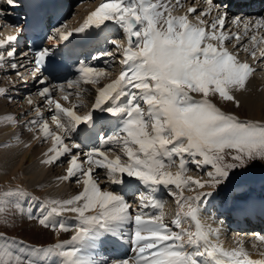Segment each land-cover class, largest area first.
Here are the masks:
<instances>
[{
	"label": "snow or ice",
	"instance_id": "6c2138e0",
	"mask_svg": "<svg viewBox=\"0 0 264 264\" xmlns=\"http://www.w3.org/2000/svg\"><path fill=\"white\" fill-rule=\"evenodd\" d=\"M207 2L205 11L189 7L185 15L173 16L168 0H104L76 30L82 33L112 21L127 38L120 61L123 70L117 79L99 90L94 105V110L99 109L116 118L115 130L105 136L96 133L91 113L84 117L76 114L74 109L80 105L64 108L53 100L46 85L47 77L42 73L45 60L52 55L51 49L35 50L33 72L38 74V82L45 85L39 95L52 110L51 119L63 136L50 131L46 121L41 122L42 114L41 120L29 123L39 124L45 139L51 137L53 140L49 150L52 155L43 162L52 164L70 155V166L64 179L77 177L76 182L82 180L84 187L70 199L52 201L57 206L50 210L41 204L39 216L34 217L31 211L28 212L29 218H36L42 226L53 230L69 231L74 227L75 234L71 239L47 248L25 246L27 252L23 255L9 251L11 258L7 264H51L53 259L56 264H97L86 250L94 248L106 234L124 235L121 230L126 225L132 227L129 241L136 253L135 264H264V258L253 260L243 248L228 251L213 242L212 237L218 241L220 230L206 227L200 213L201 206L214 193L199 191L195 196L183 195L185 190L219 186L231 181L237 170L256 161L264 163V124L225 113L209 99L218 96L224 101L234 100L232 90L243 89L254 69L240 62L225 46L226 42L241 39L239 33L226 30L227 12L213 17L211 22L203 19L211 14L213 7H218L212 0ZM8 3L12 6L14 0H8ZM176 3L182 6L180 0ZM0 15H3L2 10ZM189 15H196L197 23H192ZM240 22L238 17L233 19L235 24ZM253 26L257 30L264 28V18L255 20L254 25L244 21L245 35ZM70 35L72 33H61V39L67 40ZM15 40L16 36H10L6 41H0V49ZM262 42L264 37L252 35L251 49L244 45L234 47L255 58L256 49ZM111 43L117 45L116 41ZM14 55V48L7 51V57ZM260 56L264 59V49L260 50ZM3 60L4 55L0 52V61ZM79 63L77 72L86 83H96L105 75L82 61ZM11 67L15 69L17 65L13 63ZM63 67L53 62L51 71L55 73ZM74 83L77 82L68 81V87H73ZM0 94H5V90L0 89ZM63 98L67 100L68 96ZM28 102L32 103L30 99ZM4 119L16 122L11 115ZM74 133L82 139L73 142L69 148L64 137ZM97 140V146L84 151L88 143L95 145ZM106 146L109 151L119 147L127 162L121 163L120 156L108 159L103 151ZM73 149L75 154H72ZM81 153L86 160L78 162ZM185 156L191 158L197 168L211 167L207 181L185 176ZM177 159L179 170L175 174L165 171L175 165ZM83 163L88 167L84 168ZM96 169H105L106 178L112 184H123L127 177L149 189L175 186L180 193L175 219L171 224L165 223L162 212L137 211L133 216L122 194L101 190L93 178ZM239 183L237 181V186ZM11 196L27 194L20 189L0 193V204L6 203ZM142 207L162 209L163 202L153 196L151 202ZM63 211L77 214L75 225L53 219ZM88 212L95 214L87 215ZM183 223H188L190 228L194 225L195 231L183 228ZM260 240L264 241V236ZM0 242L5 246L17 243L3 234H0ZM3 253L0 248V264H5ZM261 255L264 257V253ZM121 264H128V260Z\"/></svg>",
	"mask_w": 264,
	"mask_h": 264
},
{
	"label": "bare ground",
	"instance_id": "6f19581e",
	"mask_svg": "<svg viewBox=\"0 0 264 264\" xmlns=\"http://www.w3.org/2000/svg\"><path fill=\"white\" fill-rule=\"evenodd\" d=\"M5 1H6V3L3 2V0H0V7L6 6V8H8V11L3 13V16H2L3 23L0 20V25L3 24V27L6 28L7 26L5 25L6 24L5 20H7L9 18L10 20L14 21L13 27L15 29V32H14V34L12 36H16L17 40L13 41L12 45H16L18 47L23 46V49H22L23 52H24V50L26 48V44H25V41L23 42V35H22L21 30H20V26L24 22V20L27 18V16L29 15V12H24V9L28 8L29 2H34V3L37 2L36 4L40 5V6H44L43 4H53L55 6H57V4H60L61 7H63V8H64V5H66L68 3V0H19L21 5H19V2H18V7L15 8L16 5H15V7L13 5L10 6L9 3H8V0H5ZM15 1H18V0H15ZM103 1L104 0H102V2ZM201 1L202 0H197L195 2L197 5L195 4L193 7L197 8ZM204 1L205 0H203L202 2H204ZM219 1H221V2H218V1L216 2L219 7H213V9L211 11L213 13V15L212 16H210V15L205 16V17H203V19H205L208 22H211L213 17L217 16L218 14H221V13L225 12V11L224 12H219L220 10H218V8H220V5H222L224 0H219ZM184 2H185V0H180V3H181L182 6H177L176 0H168V3L171 5L170 11H171V14L173 16H182V15H185L187 13L186 11L188 10V8L190 6L188 7L187 4L184 3ZM188 2H189V0H188ZM206 2H207V0H206ZM212 2H213V4H216L214 2V0H212ZM257 3H258L257 6L254 7V8L248 7L246 9H243L244 6L242 4H236V3L235 4H229L228 6H226L224 8L226 11L230 10V9L234 10L235 15L238 14L237 16H239L238 18H240V21H241L239 24L233 23V19L235 18L234 17L235 15L233 13H228L227 12V14H228L227 20L228 21H230V20L232 21L231 24L229 25V28L227 29V31L228 32H232V34L239 33L241 39L239 41L233 39L231 42H226L225 46L228 48V50L230 52H232L233 54L237 55L238 60L240 62L247 63L254 69V71L248 77V79L246 81V85H245V87L243 89H233L232 90L231 95L234 96V100H232L230 102H232V103L239 102V105L243 109L248 111L247 113H249V117L250 118H254V119L256 118V119H260L261 121H264V77H263L264 76V74H263V72H264V59H262L261 56H260V50L264 49V43H262V44L260 43L258 45V47L256 49V57L255 58H253L249 54V52H246V51L242 50L239 47H234L235 45H244V46H247L249 49L252 48V45L250 43V37L252 35H255V33L257 32L256 31L257 29L253 26L252 28H250V30L248 31L247 35H245L244 21H248L252 25H254L255 20L264 18V13H261V11L263 12L264 0H258ZM202 7H204V6H202ZM207 8H208V6L207 7L205 6L203 11L207 10ZM3 10L4 9H2V12H3ZM17 10H19L20 13H21L18 18L14 14L15 11H17ZM67 13H68V11H66L65 15H67ZM6 14H8V15H6ZM165 15H167V13H165ZM87 16L84 17V18L86 19ZM188 19L194 24L197 23V18H196L195 15H189ZM67 20H69V19H67ZM228 21H226V22H228ZM15 22L17 23V25L15 24ZM83 23L84 22H82L80 24V26H79V24H77L78 27L80 28L83 25ZM63 24L59 25L60 31H58L59 29H57V28L55 30V27L52 29V32H51L52 36H50V34H49V37H48V40H47L48 44L54 42L53 41V39H54L53 36L55 34H57L58 32H59L58 37H57L58 38V43L54 44L55 47L61 46L65 42V40L61 39V33H65V34L74 33V34H76V32H77L76 28L77 27L76 28L71 27L69 30L64 31L61 28L62 27L61 25H63ZM106 25H107V23H105L101 27H104ZM225 27H228V25L226 24ZM16 28H17V33H16ZM97 30H98V28L95 27V29H92L90 31H97ZM109 31H111L110 34L113 33V32H116V31L119 32L118 33L119 36H118L116 42H117V45H120V46L122 45L121 50H120L121 52H122L123 48L127 47V38L125 37V35L121 31V29H119V27H118L117 29L104 30L103 33H101V34L98 33L99 37L98 36L94 37V39L91 41V43L88 44V49H89L90 52H93V53H95L97 55V54H99V52L104 51L106 49L107 45H106L105 42H107V41L109 42V40L111 39V36H113V35L108 34ZM262 34H264V30H262ZM71 36L72 35H70L68 37V39ZM262 36H264V35H262ZM262 36L259 34V37H262ZM2 39H3V37H2ZM51 41H53V42H51ZM112 45H113V50L110 51V50L106 49L105 53H103L100 57L96 58V59H99L98 63H97L98 65L95 67V69L97 71L102 70V69L105 70V72L115 71L114 75L111 72V74H112L111 79L106 81V83L104 85H101L102 87H104L105 85H107L108 83H110L111 81H113V80H115V79H117L119 77L118 76L119 73L117 72L116 67L114 66V64L111 65L112 62H110L109 59L112 58V60H115L113 57H117L118 58L117 60L121 61L123 56H122V54L119 51L116 50V45H114L113 43L108 44V46H110L111 48H112ZM86 48H87V45H86ZM106 53H111V55H105ZM240 53L244 54V57L249 55L248 58L250 59V61L247 62L246 60L241 58L240 55H239ZM21 57H26V59L21 61L23 66L19 67V69L20 70H25L27 65H32L31 58L27 54H25V56H19V58H21ZM11 59H13V58H11ZM93 60H94V58L91 61H93ZM11 63L13 64L14 62H11ZM106 64H107L108 67L107 68H103V65H106ZM2 68H4V67H2ZM34 68H35L34 66H29V69L31 70V72L33 71ZM121 68L123 70V65L122 64H121ZM26 71L27 70H25V72ZM32 74H33V76L30 77L31 79L30 78H26V81H30L31 82L30 86L27 87V90L28 89L32 90V89H34L37 86H41V83H39L37 80L32 79L35 76H37V74H35L34 72H32ZM101 81L105 82V79H103V77H100L97 80V82L94 83L93 87L95 88L96 86L100 85ZM74 82H76V81H74ZM74 84L78 85L79 83H74ZM59 85H61V84H59ZM66 86H68V84ZM75 87H76V85H74L71 88H75ZM98 89L100 90L101 88H96L95 90H98ZM99 90L95 92L96 96L98 95ZM62 95H64V96L67 95L68 96V94L65 93V92H63ZM216 97H218V96H216ZM196 98L199 99L198 96H196ZM38 99H39L38 95H36V97H34V100L36 102L40 101ZM34 100H31L32 101L31 104H33L35 102ZM59 101H62V100H58L57 102H59ZM95 101H96V99H95ZM79 102H82V101L77 99L76 101H74V103L72 102L70 106H67L66 104L61 102V106L64 107V108H73L74 105H79ZM40 103H43V101H40ZM31 104H29V106ZM37 106L38 105H36V107ZM103 106H106V105H103ZM142 106L144 107V105H142ZM10 107H11V104L7 105L5 103V101L0 98V116H1V118H2L3 112L5 113L9 109H11ZM81 107L82 106L77 107V108H81ZM11 110L13 111L14 108L12 107ZM37 112H38V114L40 113L39 109L37 110ZM90 113L92 114L93 122H94V117H95L94 110L83 114L81 117H84V116H86V115H88ZM100 113L102 114V116L99 117L97 125H95L96 126V133L98 131L99 133L101 132V136H105V135L110 134L112 131L115 130L116 118L110 116V114H107V113H104V112H101V111H100ZM76 114L78 115L77 112H76ZM9 115H13V114H9ZM3 125H4L3 121H0V180L1 181L3 180V183L2 184L0 183V187L5 189V188H9L12 185L18 186L17 184H21V183L25 184V182H26V185L24 187H22V188L28 190L29 192L31 190V192H34L33 195H37L40 192V190L38 189V186H43L44 189L42 190V192L43 191L44 192H43L42 195H40L41 192L39 193L40 199L39 200H35V201L32 202V204L35 205V207L33 209V212L35 210H36V212H39L38 209H40L41 204H43L45 206V208H46L47 205H48V207H50V209L52 207H56L57 205L52 204L51 203L52 201H64V200L70 199L71 196L74 193L79 194V192L83 191V187L84 186H83L82 180H81L80 183H78V184L75 183L76 185H73V186H75L74 188H76L75 191L73 190V188L71 189V191H69V190H67L65 188V190H67V193H66V192H64L65 190L63 191V189H60L59 185H61V183H62V181H64V179L62 181H60V180L56 179L55 177L58 176V174L61 171H62L61 173H65L66 174L67 173V169H65V170L61 169V167L56 165V164H58V163L61 164V162H63L62 159H64V157H61L58 161H56L58 163L55 162V163L49 164V163H44L43 162V161L49 159V157L52 155L51 154L49 157L45 156L43 154L45 151L42 153L41 151H39V148L36 145V143L39 140V137H41V135L44 137L43 133L42 134L40 133V136L36 137L37 140L32 139L31 141H29V139H30L29 135L30 134H28V131L26 130V126L23 123V125L20 124L18 126L17 130H15L16 129V127H15V129H14L15 131L12 134H10V135L5 134L7 136L4 135V136L1 137V134L3 133ZM89 126H91V125H89ZM81 127H83V126H81ZM51 128L53 129V127H51ZM4 130L7 131V132L8 131L10 132L11 130H13L12 129V124H9L8 126H6V128ZM58 130H59V128H58ZM40 132H42V131H40ZM60 132H61V130H60ZM76 136L77 135L74 133L75 139H76ZM41 139L43 141V143H41V144H44V143L47 142V139H45V137L41 138ZM34 140H35V143L33 145L32 142ZM5 144H7V146H4ZM31 144L33 146H31ZM30 146H31V148L28 149V147H30ZM45 149H46V147H45ZM87 149L88 148L86 147L84 149V151H86ZM106 149H108L107 146L103 149V151H104L105 155L108 157V159H115L117 155H115V154L108 155L107 153H109V152H106L105 151ZM27 151H29V152H27ZM47 153H48V151H47ZM186 165H187V171H189L190 168L192 167V165H188V164H186ZM85 167L86 166H84V168ZM67 168H69V167H67ZM102 170L105 171V169H102ZM247 171H252V170H251V168L243 169V170L239 171L237 174H235L234 179H232V180L234 182H237L235 180L251 177L252 176L251 174H253V173H248L247 174V173H245ZM105 174H106V171H105ZM173 174H175V173H173ZM186 176H189V175H186ZM23 178H25V181H23L24 180ZM73 178H75V177H73ZM126 178L127 177H125V179ZM232 180H231V182H232ZM11 181L13 182V184L11 183ZM134 181H136V179H134V178L130 179L129 178V186H127L126 188H123V189H119L117 191H118V193L121 192L122 195H125V198H128V199L132 195L133 199L131 201V198H130V202L134 203L135 205H138V207H139L134 212L135 214H136L137 211H143V212L147 211V213H150V208L142 207L144 199H141V196L145 194V190H147V187L145 185H143L139 181H136V182H134ZM108 182H109V180H108ZM256 182H257V184L255 183L254 185H258V183H260V180H258ZM229 184L226 185L224 188L229 190L230 187L232 186V185H229ZM118 185L123 187V186L126 185V182H124L123 184H118ZM114 186L115 185H113V187ZM227 186H229V187H227ZM157 189H158L159 192L155 191L153 188L149 189L148 190L149 194H148L147 197L148 198L149 197L152 198L154 196L156 199H159V201L163 202V207H162V209H159V214H160V212H162V214L164 215V214H166V212L168 210V207L166 205L167 202H168L167 195H170L171 197L173 195L170 194L171 193V188L169 186H167V188L165 186H159ZM166 189H169L170 192H168ZM240 191L235 192V193H238V196L235 195L232 198V205L231 206L233 208L230 209V210H229L228 205H226V207H225L223 205H220V203L217 201L218 205H220L221 207H225L224 208V213H226V214H224L222 217L221 216L217 217L215 219L216 223L211 222V219L209 217L206 218L203 215H201V217H200L201 222L206 227H211L213 229H219L220 230L219 231L218 241H217L216 237H212V240H213L214 243H218L225 250H228V251H231L233 249H237L238 247L235 244H232L233 242L232 243L226 242L227 239L225 238L226 237L225 235L229 236V235H234V234H237V233H239V234L245 233L247 235L248 233H253V234H255V236H258L259 238L264 235V224L261 223L262 219L264 218V206H262V208H260L258 210V212H256V208H259L256 205L254 207L253 211H251L249 214H247L246 212L243 213V211H245V209H243V210L239 209L240 207H242L240 205L243 204L242 202L244 201V199H252V197L259 196L260 194H258V193L257 194H252L251 192H248V193H246V194H244L242 196H239ZM224 198H227V197H224ZM224 198H221V199H224ZM26 199H27L28 202H29V200H31V199H29V197H27ZM221 199H219V201ZM169 200H170V197H169ZM24 202H25V200H24ZM130 202L128 204H130ZM149 203H150V201H149ZM208 203L210 204V205H208L209 210L215 212V210H213L212 203L211 202H208ZM131 204H130V206H131ZM243 206H245V204H243ZM245 208H247V207H245ZM234 209L236 211H239L240 213H236V211ZM220 210H221V208H219L217 212L220 213ZM234 211H235V213H233ZM86 214L87 215H93L95 213L94 212H88ZM152 214H158V212H156V209L153 208V213ZM247 216L250 217V219L252 221L253 220H257L255 222H258V223L260 222L258 225H261L262 228L260 230H255V228L253 227L254 225L251 224V223H249V224L248 223H244L238 229H235V226H229L230 224L227 226V228L226 227L222 228L221 225H220V223H221V224H223L222 226H224V224H226L227 222H230V219L232 221L233 220L232 218H234V217H238V218L242 219V217L246 218ZM164 217H165V215H164ZM53 219L56 220V221L63 220L68 225H75V223L77 221V214L73 213V212H70V211H63V212H61V214L59 216H54ZM182 227L183 228H185V227L190 228V226H188V223H183ZM192 228H195L194 225L192 226ZM131 230H132L131 225H126L121 230L124 233V235H121L119 233L116 234V235L106 234L105 236L101 237V239L98 240L95 243L94 252H93L92 248L87 249L86 252L89 255H91L94 260H97L98 264L107 263L106 262L107 260L105 259L106 255H110V258H109V262H111L110 264H119L120 261H123V260H120V259H117V258H125L126 256H128V259H127L128 260V264H134L136 253L133 250V245L130 243L128 238H127L128 240H125V237L128 236L131 233ZM68 234H70L71 237L75 234L74 227L69 230ZM54 236H55L54 237L55 239L53 240V245L66 241V240L60 241V239H59L60 236L58 235L57 230L54 232ZM237 237H239V235L236 236V237L234 235V238L232 240H237L238 243H240L241 248L242 247L244 248L246 246L247 247H252V246H255L257 244V242H253V241L248 240L250 238L247 239L246 237L245 238H240L239 237L241 239L240 240ZM70 239H68V240H70ZM261 242L264 245V241H261ZM49 246H51V245L45 246L44 248H47ZM247 253L250 256V258L253 259V260H259V259L264 258L261 255L262 253H251V252H247ZM104 259L106 261H104ZM102 261H104L105 263L104 262L100 263ZM51 264H56L55 259H53Z\"/></svg>",
	"mask_w": 264,
	"mask_h": 264
},
{
	"label": "rangeland",
	"instance_id": "374dc122",
	"mask_svg": "<svg viewBox=\"0 0 264 264\" xmlns=\"http://www.w3.org/2000/svg\"><path fill=\"white\" fill-rule=\"evenodd\" d=\"M196 1L197 0H191V1L189 0V2H188V0H185L184 3H186L188 7L189 6L193 7L196 4L195 3ZM202 1L200 2L199 6L196 8L199 11H203L204 7L208 6V3L206 2V0L204 2H202ZM217 1L221 2L219 0H214L215 3ZM3 2L6 3L5 0H3ZM18 2L19 1H15L14 0V5L13 6L15 7V5H16L15 8L18 7ZM68 2H70V5L68 7L69 14H68L67 18L66 19L64 18V20L62 22V24L63 23L64 24L61 25L62 26L61 28L64 31L69 30L71 27H73V28L77 27L76 29H78V25L77 24H79V26H80V24L85 21L84 17H86L88 14H90L92 11H94L100 4L104 3V1L102 2V0H72V1L68 0ZM216 4H214V5H216ZM226 5H227L226 3H223V5H220V8H218V10H220L219 12H224L225 11V12H228V13H233L235 15L234 10L230 9V10L226 11L224 9ZM202 6H204V7H202ZM217 6H218V4H217ZM0 8H1L0 10L4 9L3 13L8 11V8H6V6L0 7ZM261 13H264V10H263V12L261 11ZM14 14L16 16H19L20 15V11L17 10V11H15ZM221 14H223V13H221ZM6 15H8V14H6ZM212 15H213V13L211 12L210 16H212ZM237 15L238 14H236L234 17L235 18L239 17ZM2 16L3 15H0V20L3 23ZM67 19H69V20H67ZM231 22H232L231 20L226 22V24L228 25V27H226V30L229 28V25L231 24ZM5 23H6L5 25L7 26L6 28L3 27V24L0 25V41H6V38L12 36L14 34V32H15V29L13 27V24H14L13 20H10L8 18L7 20H5ZM106 23H107L106 26L98 28V33L99 34L103 33L104 30L117 29L119 27L112 21H109V22H106ZM57 29H59L58 31H60V27L59 26H57ZM262 30H264V28L256 30L257 32L255 33V35L257 34L256 36H258V37H259V34L261 36L264 35V34H262ZM110 32L111 31H109L108 34H110ZM116 32H113V33L110 34V35H113V36H111V39L109 40V42L117 41V38L119 36V34H118L119 32L118 31H116ZM230 33H232V32H230ZM58 34H59V32L57 34H55L53 36V38H55V37L57 38ZM2 37H3V39H2ZM262 37H264V36H262ZM262 43H264V42H262ZM110 46H107L106 49L111 51V50H113V45H112V48ZM121 47H122V45L121 46L120 45H118V46L116 45V50L119 51L122 54V52L120 51ZM13 48L15 49V52H16L17 49L20 48V47H18L16 45H12V44L11 45L6 44L4 48L0 49V52H2L3 55H4V60L0 61V89H4L5 90V94H0V98L2 100H4L7 105L11 104V107H10L11 109H12V107L14 108L13 111L11 109H9L5 113L3 112L2 118L0 116V121H3V124H4L3 125V133L1 134V137L4 136L5 134H8V135L12 134L15 130H17V128H18V126L20 124L23 125V123H24V125L26 126V130L28 131V134H30L29 135V137H30L29 141H31L32 139L37 140L36 137H39L40 133L41 134L43 133V132H40L41 131L40 130V125L39 124H31L29 122H31L33 120H41V114H42L41 122H45L46 121L48 123L49 128H50V131L63 136V132L62 131L60 132V129L58 130V128H56L57 126H56L55 122L51 119L52 110H50V107L47 104V102L45 101V99L43 97H40V95H39V91L45 85L41 84V86H37V87H35L32 90H30V89L27 90V87L30 86L31 82L30 81H26V78H30V77L33 76L31 70L29 69V66L28 67L26 66V68H25V70H27L26 72H25V70H20L19 67L23 66L21 61H18L19 59L18 58L16 59L15 55H14V57H11L13 59L7 57V51L12 50ZM21 49H23V46H22ZM106 49L104 51L99 52V54H97L96 57L97 58L100 57L103 53H105ZM18 54L21 55L20 51H19ZM85 55H87V54H85ZM239 55H240L241 58H243L247 62L250 61V59L248 58L249 55L248 56L245 55L246 57H244V54H242V53H240ZM91 56H94V54L91 55ZM113 58L116 60V61L113 60V64L116 67V70L119 73L118 74V76H119L120 73H121V70H122L121 64H120V61L117 60L118 59L117 57H113ZM11 62H14L17 65L18 68L16 67L15 69H13L12 67H10L12 65ZM86 64H89V65L93 66L90 58L86 60ZM2 67H4V68H2ZM107 67H108L107 64L103 65V68H107ZM99 71H103L105 73V75L103 76V79H105V82L101 81V84L96 86L95 88L93 87L94 83H86V82H84L83 79L80 77V74H76L75 77H74V80L77 83H79V84L78 85L74 84V85H76V87L73 88V90L67 88L65 84L59 85L58 84L59 81H56V80H51V81L47 80L46 81V85L49 87V90L51 92V95H52V98H53L54 101L57 102L58 100H62V101H59L60 104H61V102H63L67 106H70L71 103L72 102L74 103V101H76L77 99L81 100L82 102H79V105L82 106V107L81 108H77L76 107L74 110H75V112L78 113L79 116H82L83 114L94 110L95 99L97 98L95 92L99 90V89L98 90H95V89L96 88H103L101 85H104L106 83V81L111 79L112 74L113 75L115 74V71L105 72V70H103V69L99 70ZM111 72H112V74H111ZM17 73H19V75H17ZM263 74H264V72H263ZM32 79H38V76L36 78L34 77ZM61 88H63V91H61ZM63 92L68 94V99L67 100H65L63 98L64 97V95H62ZM36 95H38V98H39L38 100L43 101V103H40V101L36 102L34 100V97H36ZM29 98H30V100H34L35 104L33 103V104H31L29 106V103H28ZM209 99L211 100L212 103H214L216 105V107H218L221 111H223L225 113L232 114V115L238 117L241 120H247V121L258 122L260 124H264V121H261L260 119L250 118L249 117V113H247L248 111L243 109L240 105L237 106V103H232L230 101H224V100H222V99H220V98H218L216 96H212V97L210 96ZM36 105H38V106L36 107ZM102 107H103V105H102ZM37 108L39 109L41 114L40 113L38 114ZM52 108L54 110V105H52ZM94 111L97 112V113H100L99 109H96ZM9 114H13L11 116L15 118V121H16L15 123L4 119ZM9 124H12V129L13 130H11L10 132L9 131L7 132L4 129ZM15 127H16V129H15ZM51 127H53V129ZM5 136H7V135H5ZM41 138H44V137L41 135V137H39V140L36 143V145L38 146L39 151H41L42 153L45 151L43 154L45 156L49 157L52 154V153H50L49 150L53 147V145H52L53 144V140H52L51 137H49V138H47V142L46 143L41 144V143H43ZM35 140L32 142L33 145L35 143ZM76 141H77V143L79 142L77 137L75 139L74 134H72L71 136H65L64 137V143L66 145L69 144L68 145L69 148H71L72 143L76 142ZM33 145L31 144V146H33ZM31 146L28 147V149L31 148ZM45 147H46V149H45ZM47 151H48V153H47ZM105 151L109 152V153H107L108 155L115 154L117 156H120L121 163H126L127 162V157L122 153V151L120 150L119 147H116V148H114L111 151H109L108 149H106ZM27 152H29V151H27ZM75 152H76V150L73 149L72 154H75ZM69 160H70V155H65L64 159H62L63 162H61V164L56 162V163H58L56 165L60 166L61 169H64V170L68 169L67 167L70 166ZM85 160H86V157L83 155V153H81V155L78 157V162H83ZM177 160H176V163H175V165L177 164L176 166L173 165V166H171L169 168H166L165 171H170L171 173H176L179 170V165H178L179 164V159H177ZM185 160H186V164L192 165L190 170L185 173V176L189 175V176H191V177H193L195 179H199L201 181H207L208 180L207 172L212 171L210 166L197 168L196 164H194L191 161V158L185 156ZM84 166L88 167L87 163H83V167ZM247 168H251L252 171H247L245 173H247V174L248 173H253V174H251L252 175L251 177L235 180V181H239L240 182L238 187H237V182H234L232 180L233 183L231 181H226L225 183H222L219 186H215V187H207L206 186L202 190L201 189L185 190L183 192V195L184 196H195L197 194V192H199V191L214 193V195L212 197L208 198L206 203L201 206L200 217H201V215L205 216L206 218L209 217L211 219V222L216 223L215 219L217 217H220V216L222 217L224 214H226V213H224V208L226 207V205H228L229 210L233 208L231 206L232 205V198L235 195L238 196V193H235V192H238V191L241 190L240 193H239V196H242V195H244V194H246L248 192H251L252 194H257L258 193L260 195L259 196H255V197H258L259 198L258 200L264 199V163L256 161L254 163H251L248 167L243 168V169H247ZM243 169L237 170L235 174H237L239 171H241ZM105 171L102 170V169H96L94 174H93V178L99 184L101 190L113 191V192L118 193L117 190L123 189V188H126L127 186H129V178L125 179L126 185L123 186V187L118 185V184H112L110 181L108 182V179L106 178ZM61 172L58 174V176L55 177L56 179H58L60 181H62L64 179L65 175H66L65 173H61ZM235 174L232 176V179H234ZM23 179H24L23 181H25V178H23ZM76 180H77V177L71 178V179H64V181H62V183H61V185H59V187H60V189H63V191L65 190V188L67 190H69V191H71V189L73 188V190L75 191L76 188H74L75 186H73V185H76L75 184V183H77ZM258 180H260V183H258V185H254L255 183L257 184L256 181H258ZM136 181H138V180H136ZM136 181H134V182H136ZM0 183L2 184L3 180ZM11 183L13 184L12 181H11ZM228 184L232 185L229 190L224 188ZM17 185L18 186L12 185L9 188H5V189L0 187V193L9 192V191H15L17 189H20L24 193L27 194V196H19V197L11 196V197H8L6 203L0 204V234H3L5 236H7L9 238V240H15L17 242V243H9L6 246L3 245L2 242H0V248H3V250H4L2 258L4 259L5 264H7V262L11 258L10 255H9V251L11 253H20V254L23 255V254H25L27 252V248L25 246H31V247H35V248H44L45 246H48V245L52 246L53 245V240L55 239L54 238L55 237L54 236V232L56 230H53L50 227L42 226L38 222V220L36 218H29L28 217L29 210L33 213L34 217L40 215V212H36V210L33 212V209H34L35 205H33L32 202L35 201V200H39L40 199L39 193L41 192L40 195L43 194V192H44V191L42 192V190L44 189L43 186H38V189L40 190V192L37 195H33L34 192H31V190L29 192L28 190L22 188V187H24L26 185V182H25V184L21 183V184H17ZM113 185H115V186L113 187ZM169 187L171 188V193H173L175 195H173L172 197L170 195H167L168 202H167L166 205H167L169 211L167 210L166 214H164L165 217L163 215V220L167 224H171L172 220L175 219L176 213L178 211L176 200L179 198V195H180L179 190L176 189L175 186H169ZM227 187H229V186H227ZM157 188L158 187H154L153 189L155 191L159 192ZM67 190H65L64 192L67 193ZM148 190H149V188H147V190H145V194L141 196V199H144L143 205L149 204V201L151 202V200H152L151 197H149V198L147 197L148 194H149ZM166 190L168 192H170L169 189H166ZM119 193L122 194L121 192H119ZM75 195H77V194L74 193L71 196V198L73 196H75ZM123 196L125 198V195H123ZM25 197L26 198L29 197V199H31V200H29V202H28ZM169 197H170V200H169ZM224 197H227V198H224ZM130 198H131V201H132V199H133L132 195L129 197V199L125 198L127 203L130 202ZM221 198H224V199H221ZM219 199H221V200L219 201ZM24 200H25V202H24ZM157 200L159 201V199H157ZM251 200L252 199H244V201L242 203L245 204V206H243V204H242V205H240L242 207L239 206L240 207L239 209L243 210V209H246L245 207L248 208V205L250 206ZM217 201L220 203V205H223L225 207H221L220 205H218ZM208 202L212 203V207H213V210H215V212L209 210L208 205H210V204ZM131 203L132 202H130V204ZM138 208H139L138 205H135L134 203L131 204L130 211L132 212L133 216L135 215L134 212ZM144 208H150V213H147V211H145V213H147V214H152L153 213V208L152 207H144ZM219 208H221L220 213L217 212ZM46 209L49 210L50 207H48V205H47ZM185 211H187V206H185ZM235 211L233 213H235ZM251 211H253V209ZM251 211L247 210L248 213H250ZM156 212H158V214H159V209H156ZM245 212L246 211H243V213H245ZM236 213H240V212L236 211ZM228 224L229 223L227 222L226 224H224V226H222L223 224L220 223L222 228H224V227L227 228ZM188 226H190V225L188 224ZM185 229H189V228L185 227ZM190 230L194 232L195 228H192V226H191ZM57 232H58V235L60 236L59 237L60 241H63V240L67 241L68 239L71 238V235L68 234L69 231H62V230L57 229ZM234 235H235V237L239 235L240 238H245V237L247 239L250 238L248 240L253 241V242H257V244L255 246H252V247H247L246 246L247 248L246 247H244V248L242 247L246 252L264 253V245L261 242L260 238L258 236H255V234L248 233L247 234L248 236H247L245 233H243V234L237 233V234H234ZM234 235H229V236L225 235L226 236L225 238L227 239L226 242H230V243L233 242L232 244H235L238 248H241V245H240V243H238L237 240H232L234 238ZM239 237H237V238H239ZM127 238L129 239V235L125 237V240H128ZM92 250L94 252V248H92ZM109 258H110V255H106L105 259L107 261L105 259H104V261H106L107 263H105L104 261H102L100 263L104 262L105 264H110L111 262H109ZM126 259H128V258H126ZM95 261L97 262V260H95ZM119 264H121V261H120ZM134 264H135V261H134Z\"/></svg>",
	"mask_w": 264,
	"mask_h": 264
}]
</instances>
